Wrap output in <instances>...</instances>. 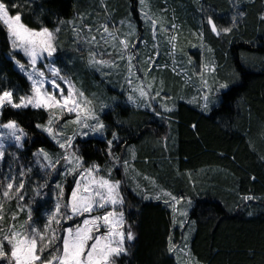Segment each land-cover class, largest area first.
<instances>
[{"label": "trees", "instance_id": "1", "mask_svg": "<svg viewBox=\"0 0 264 264\" xmlns=\"http://www.w3.org/2000/svg\"><path fill=\"white\" fill-rule=\"evenodd\" d=\"M24 1H28L24 8L13 9V14L21 12L25 24L37 29L60 28L56 65L81 81L88 93L100 95L104 103L111 105L115 98L123 105L124 97L107 88L108 82L99 81L94 72L84 71L86 58L76 52L79 46L71 44L74 32L67 22L80 21L78 17L89 11L100 17L106 15L101 10V0H21V3ZM151 1L159 10L174 12L184 29L188 27L194 32L202 29L205 42L212 47L209 57L216 63L218 78L234 81L236 86L224 104L205 114L198 104L181 99L193 89L187 88L181 94V80L171 76L167 90L175 98L176 110L171 114L170 127L166 120L131 105H125L127 111L112 106L101 114L109 125L106 138L111 139L112 131L121 138L118 145H113V151L122 161L132 163L136 172L126 173L122 166L113 171V178L123 181L125 215L137 237L130 243L131 255L123 258V264H177L175 257L169 258L165 252L166 239L171 232L179 242L181 232L187 231L173 229L171 210L162 201L142 200L132 191L135 184L151 189L148 181L155 182L152 193L163 190L193 199L189 218L196 224L187 255L194 264H264V21L260 20L264 0H168L170 4L167 0ZM16 2L19 0H13ZM107 4L116 22L131 19L145 38L138 0H108ZM201 8L213 15L219 27L232 26V18L236 16L232 33L215 36L206 22L201 24L204 15ZM9 51L6 34L0 31V88L28 94L30 82L6 58ZM92 77L98 81L94 86ZM9 119L17 120L29 133L23 149H7L6 157L13 158L10 154L15 153L18 159H13L18 166H33L32 154L39 148L50 153L58 151L50 138L35 127L46 122V112L5 107L0 121ZM117 120L123 122L121 127L116 126ZM192 124L197 128L193 129ZM107 139L92 135L78 138L75 144L88 164L95 162L104 168L111 166L106 156ZM58 181L70 193L73 178L54 175L51 184ZM245 196L255 199L244 201ZM18 206H22L20 201H6V216L18 212ZM33 209L36 219L39 208ZM18 215L19 222L27 217L25 211Z\"/></svg>", "mask_w": 264, "mask_h": 264}, {"label": "snow or ice", "instance_id": "2", "mask_svg": "<svg viewBox=\"0 0 264 264\" xmlns=\"http://www.w3.org/2000/svg\"><path fill=\"white\" fill-rule=\"evenodd\" d=\"M138 3L145 33H151L153 42L152 51L144 58L140 56L139 46L144 44L147 47L148 40L140 35L131 19L126 24L125 20H121L119 28L108 20L94 27L84 23L82 15L78 17L81 21L79 25L75 21L67 22L72 25L78 42L91 46L87 61L89 66L104 76H110L113 70L119 74L121 66L124 67L127 94L123 89L120 93L124 97V104L113 98L111 105L101 103L98 111L96 98H89L83 90L78 89L56 65L54 56L60 28H32L23 22L21 12L13 14V9H18L19 4L13 3V0H0V31L6 34L10 47L6 58L30 82V92L18 97L14 95V89L0 88V116L5 107L46 112V122L37 123L35 127L50 138L58 149L50 153L39 148L32 154L36 168L46 179L43 184L37 183L32 189L35 198L31 203L25 201L26 178L33 172L31 165H19L15 171L10 167L8 174L0 179V264H123V258L131 255L129 245L137 237L125 215L123 181L113 178V171L121 166L127 173L129 162L126 159L122 161L113 151V145H118L121 138L116 131L111 132V139L106 138L109 125L104 122L101 114L112 106L127 111L125 105H131L150 111L171 126V114L176 110L175 98L164 90L163 81L158 83L152 75L154 70L161 67L158 63L160 53L157 43L161 36L169 46L168 55L173 60L172 71L177 75L184 73L183 69L178 70L176 61L177 54H182V49L178 47L177 25L168 23L163 16L151 14L147 0H138ZM201 12L215 36H228L232 33L236 16L232 18V26L219 27L212 14L206 13L203 8ZM239 14L243 15L242 12ZM260 20L264 21V14ZM125 26L127 31L122 32ZM194 35L202 41L203 32ZM187 63L192 67L189 80L194 76L199 81L196 89L198 97L193 99L199 101L201 112H209L215 105H222L229 99V93L236 86L235 82L218 78L215 64L201 63L196 67L191 58ZM162 67L167 68L168 65ZM115 123L117 127L123 124L119 120ZM69 125L73 126L71 134L66 131ZM191 127L196 129L197 125L192 124ZM90 135L107 139L106 156L111 166L102 168L95 162L88 164L84 160L75 141ZM28 137L29 133L17 120L0 121V162L4 160L8 148L23 149ZM10 155L18 159L15 153ZM54 175L65 179L73 177L74 186L70 193H66L62 182H56L54 188H50L48 178ZM144 179L149 180V177ZM45 188L55 194L54 202L45 213L42 223H38L33 217L32 205L37 202L36 198L43 199L47 195L43 192ZM132 191L142 200L162 201L171 210L170 223L173 229H187L181 232L179 242L170 232L165 243V252L169 258L184 253L188 249L191 233L195 231L196 221L189 218L193 199L163 190L152 193L139 184ZM13 199L25 202L23 207L18 206V212H23L27 207V217L22 222H19L18 212L6 216L4 204ZM242 199L250 201L255 197L245 196ZM249 215L252 213L249 212Z\"/></svg>", "mask_w": 264, "mask_h": 264}, {"label": "rangeland", "instance_id": "3", "mask_svg": "<svg viewBox=\"0 0 264 264\" xmlns=\"http://www.w3.org/2000/svg\"><path fill=\"white\" fill-rule=\"evenodd\" d=\"M195 1H197V0H195ZM107 2H108V0H101V10L103 12H105L106 15H103L100 17V16H96L93 12L89 11V12L82 15L85 18L83 22L86 24L93 25L95 27V26H98V25L104 23L106 20H108V21H110L111 24H115L119 28L120 27L119 22L121 20L116 22L112 18V16H111L112 11L108 7ZM27 3H28V1H26V2L24 1L23 3H21V0H19V2H16V4H19L21 8H24V6ZM147 3L150 6L151 14H155L156 16H163V17H165V19L168 23H175L177 25L178 32H179L178 47L180 49H182V54H180V53L177 54L176 61H177V65H178V70L179 69L184 70V73L182 75H177L175 72L172 71L173 60L168 55L169 46L165 43L164 38L161 36L157 41V43L159 44V53H160L158 63L161 67L158 70H154L152 75H154L156 77L158 83L161 80L163 81L165 91L168 89V86H169L168 83L170 81L171 76L179 78L181 80V83H182V87L180 90L181 94L185 93V90H187V88L193 89L192 93H190L187 97H183L182 99L185 101H188V102L192 101L191 104H198L199 101L194 100L193 98L198 97V92L196 91V89L199 87V81L194 76L191 78V80H189V75L192 71V67L189 66L187 62H188V59L191 58V60L193 61L194 65L196 67H199L201 63L208 64V65H211V64L216 65V63L212 60V58L209 57L212 55V51H209V49L212 50V47L208 43L205 42L204 34H203L202 41L199 37L194 35L195 33L203 32L202 29L199 32H194L193 30H190V28H188V27L184 29L181 26V24L178 22V20H177L178 17L175 16L174 12H171V11L167 12L166 8L159 10L158 6H156V4L154 2H152L151 0H147ZM167 3L170 4L168 0H167ZM22 4H24V5H22ZM169 10H172V9H169ZM140 11L141 10H140V6H139V13H140ZM203 22H205L204 15H203V20H201V24H203ZM80 23H81V21L76 22L77 25H79ZM126 23H127V20H125V24ZM121 31L122 32L127 31V27L126 26L123 27L121 29ZM85 35H87V33H85ZM145 39L148 40L147 47H145L144 44H140V46H139V53H140V56L142 58L146 57V55L148 53H150L152 51V48H153V42L151 39V33L150 32L145 33ZM74 43L76 46H79V48L75 49L76 52L80 56H84L86 58V62H87L88 56H89V50H90L91 46L84 44L82 41L78 42L75 33L73 36V42L71 44H74ZM193 45H196V46L193 47ZM58 49H59V47L57 46V52H58ZM95 50L97 52L100 51V49H95ZM57 52L55 53V56H54L56 64L58 62V60H57L58 56L56 55ZM105 58H107V57H105ZM61 59L64 61L63 56H61ZM163 65H168V67L164 68V67H162ZM61 69L67 75V77L74 82L75 86L78 89L83 90L89 98H92L93 96L96 98L97 110L99 111V105L101 103H104L102 101V99L100 98V95H98L96 93H88L81 81H77L74 78V76L71 77L69 74H67L66 70H64L63 68H61ZM84 71L85 72L88 71L89 74L91 72L92 73L94 72V74L98 77L97 79H99V81L108 82L107 84H109V85L107 88L115 91L116 94L121 93L122 89L125 91V95L127 94V85L125 84V81H124V67H123V65L121 66V69L119 70V74H117V72L115 70H113L112 74L110 76L102 75L100 72L96 71L93 67L89 66L88 63H86ZM105 71H108V69H105ZM111 76L114 78V80L110 78ZM106 77H109L110 79H108V81H105L104 78H106ZM100 78H102L103 80ZM97 79L92 77L91 82H92L93 86H94L95 82H98ZM167 92L170 96H172V94L168 90H167ZM14 95L18 97L19 95H22V94L19 92H14ZM171 103L172 102L170 101L169 104H171ZM215 106H217V105H215ZM212 108H211V110H212ZM107 109H105L104 111H107ZM209 112H203V113L208 114ZM70 118L71 117H69V119ZM72 127H73L72 125H69L68 128L66 129L68 134H71ZM90 136H92V135H90ZM90 136H88V137H90ZM94 136H99V135H94ZM88 137H85V138H88ZM10 167L13 171H15L17 169L18 165L13 158L6 157V155H5L4 160L2 162H0V177L7 175ZM32 167H33V172L28 174V176L26 178V183H25V201H27L28 203H31L33 201V199L35 198V195H34V192L32 191V189L35 188L37 183L43 184L45 179H46L43 176V173L38 171L35 164ZM127 172H131V173L134 172L136 174L135 167L132 163H129V169ZM68 177H72V176H68ZM52 180H53V176L51 178H48V183L51 186L50 188H54V186H55V183L51 184ZM58 182H60V181H58ZM148 182H149V187H152V189H154L155 185L153 183H151L150 181H148ZM73 186H74V184H73ZM43 192L47 193V195L44 196L43 199L36 198L37 202L32 205L33 208H35V207L39 208V211H38V214L36 217V220L38 223H42L45 213L48 211V209H50L52 207V203L54 202V195L55 194L53 192H50L49 188L43 189ZM20 203L22 204L21 207H23L25 202L20 201ZM24 211L27 213V207H25ZM188 251H189V249H186L184 253H179L177 256H174L177 264H185V263L186 264H194L190 258V255H187V253H189Z\"/></svg>", "mask_w": 264, "mask_h": 264}, {"label": "crops", "instance_id": "4", "mask_svg": "<svg viewBox=\"0 0 264 264\" xmlns=\"http://www.w3.org/2000/svg\"><path fill=\"white\" fill-rule=\"evenodd\" d=\"M148 189H149V191H150V192L154 191V189H152V188H151V189H150V188H148Z\"/></svg>", "mask_w": 264, "mask_h": 264}]
</instances>
